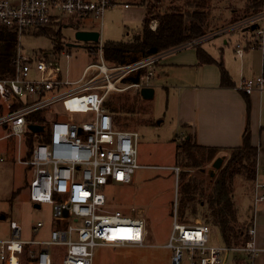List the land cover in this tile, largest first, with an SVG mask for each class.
<instances>
[{
	"label": "built area",
	"instance_id": "1",
	"mask_svg": "<svg viewBox=\"0 0 264 264\" xmlns=\"http://www.w3.org/2000/svg\"><path fill=\"white\" fill-rule=\"evenodd\" d=\"M120 5L117 0H0V26L18 34L14 75L0 78V110L7 111L0 116V127L9 130L0 140L19 138V161L34 169L29 198L33 204L52 205V221L45 237L24 238L23 226L10 221V236L0 238V264H92L98 246H147L144 216L106 209L103 186L111 181L132 182L141 166L140 134L115 123L113 113L104 105L109 93L127 89L117 87L127 73L149 68L138 83L129 84L140 91L150 86L155 64L168 54L233 32L243 33L234 48L238 57L250 48L261 50L264 58V0L255 14L129 65L110 66L100 39L96 42L99 60L88 64L74 81L64 77L58 60L34 58L21 46L26 30L60 25L67 16L101 19L108 8ZM123 6L129 8L130 4ZM236 87L246 94L263 92L264 68L256 76H243ZM45 109L48 122L43 131L34 132L37 140L31 155L23 159L22 137L33 124L27 116ZM171 168L179 175L180 167ZM263 202L264 181L256 176L252 225L243 245L214 242L210 224L200 216L180 219L176 204L168 241L163 245L172 251L171 264H255L262 250L256 239L255 216ZM45 225L37 221L31 228L33 235Z\"/></svg>",
	"mask_w": 264,
	"mask_h": 264
},
{
	"label": "rangeland",
	"instance_id": "2",
	"mask_svg": "<svg viewBox=\"0 0 264 264\" xmlns=\"http://www.w3.org/2000/svg\"><path fill=\"white\" fill-rule=\"evenodd\" d=\"M117 1L122 5L118 8H108L101 19L92 15L85 19L79 18L80 20L74 16H67L66 20L61 22L60 25H48L41 29L26 30L21 36V46L24 52L34 58L56 59L60 62L66 79L72 81L79 79L84 68L92 62H97L99 55L96 47H90V44L80 42L75 38L78 29L99 31L103 43L130 40L142 30L147 9L146 3L142 4L141 0ZM124 3H129L130 7L125 8ZM170 3V0H163L160 6L153 9L152 19H150L151 27L156 29L158 23L154 18V14L156 16V14L164 12ZM243 3L242 0H214L210 30L221 28L236 17L238 18L242 14ZM59 28L61 31L60 36H62L65 43L61 51H56L54 36H56L55 34ZM227 35L233 37L232 44L235 43L238 37L237 34ZM222 40L223 37L218 36L206 46L219 49L218 47L224 46ZM229 46L226 47V50L228 53L230 52V62L234 71L240 73L241 76L243 73L242 63L239 61L240 59H235L234 51L231 45ZM258 52L262 54L261 50ZM67 55H69V58ZM127 64H132L131 56L128 58ZM146 70L148 71L149 68H146ZM137 71L129 72L125 77L135 75ZM245 76L247 78L253 77L248 73ZM151 82L155 83L153 80ZM117 84V87L127 89L113 90L110 95L133 94L137 90L135 87L123 84L122 79ZM163 84L165 83L159 81L154 87V98H142L140 103L147 108L142 114L132 116L126 127L137 130L140 134L138 158L141 166L133 174L132 182L111 181L103 186V191L108 198L107 210H121L128 214L133 213L145 217L147 246H98L95 248L92 264H171L172 251L163 245L168 241L173 212L180 199V177L171 167H180L175 163V153L183 137L180 136V130L174 120L175 98L168 95ZM5 112L7 111L0 110V116ZM48 113L51 114L52 111L49 109ZM8 132V129L3 126L0 127V135ZM22 138L20 150L22 146L25 147L26 133ZM18 154L19 138L17 136H9L0 140V157L3 158L2 161L0 160V238L10 236L11 220H16L23 226L24 238H42L48 234L50 229L52 205L45 203L41 204L40 208L34 207L29 198V184L34 176V169L20 163ZM21 156L24 157L25 155L21 154ZM212 167V163L206 166L207 173H211L209 169ZM181 170H183L182 167H180ZM247 185L242 177H238L235 183V193L239 195V192L243 190L244 193L248 194ZM185 214V220L195 218V213L190 208L185 210ZM239 214L241 220H248L252 217V212L249 214L239 212ZM39 220L44 221L46 225L39 234L34 236L31 228ZM210 226L212 227L211 234L214 242L223 241L219 228Z\"/></svg>",
	"mask_w": 264,
	"mask_h": 264
},
{
	"label": "trees",
	"instance_id": "3",
	"mask_svg": "<svg viewBox=\"0 0 264 264\" xmlns=\"http://www.w3.org/2000/svg\"><path fill=\"white\" fill-rule=\"evenodd\" d=\"M141 2L146 3L147 8L142 30L130 40L108 41L103 44L104 57L110 66L129 65L127 60L130 56L133 64L139 59L180 46L212 30L210 28L214 0H170L171 3L164 12L156 16L154 14V18L158 21L156 29L151 27V14L153 15V9L160 6L163 0H141ZM242 3V14L230 23L259 12L263 6V0H242ZM60 32L59 28L54 36L56 51L64 48L65 42ZM97 43H93L90 47H96L97 51ZM17 48L18 34L0 26V78L14 75ZM196 48L200 64H217L220 67L223 86L236 85L222 60L212 57L202 44ZM146 74V68H141L135 75L124 77L122 82L127 85L138 83ZM109 95L104 105L113 113L115 123L119 127L126 128L132 116L142 114L147 108L140 103L143 97L139 90L133 94ZM248 105L250 106L249 102ZM27 121L45 126L48 122L47 111L32 112L27 116ZM247 125L243 144L227 149L225 154H221L223 150L218 147L197 144L191 135L183 138L175 153L176 165L183 168L179 173L180 218L185 220V210L190 208L195 213V217L200 216L206 223L219 228L223 242L229 245L245 244L249 239L248 231L252 225V217L241 220L235 202L236 179L242 177L247 182V190L250 192L257 176L258 146L253 143L252 131L249 123ZM35 138L34 132L30 130L26 132L28 147L26 158L31 155ZM41 140L45 141L46 138L43 137ZM219 156L223 157L220 169L216 170L214 175L207 173L206 166L213 164Z\"/></svg>",
	"mask_w": 264,
	"mask_h": 264
},
{
	"label": "crops",
	"instance_id": "4",
	"mask_svg": "<svg viewBox=\"0 0 264 264\" xmlns=\"http://www.w3.org/2000/svg\"><path fill=\"white\" fill-rule=\"evenodd\" d=\"M233 33L239 37L235 43L232 44L233 37L224 35L221 36L224 46L218 47L219 49L206 46L212 40L203 44V48L216 60L223 61L236 84L234 87L221 84V70L217 64L199 63L196 47H186L165 56L155 65L150 86L155 87L159 81L164 82L168 95L175 98L174 120L180 136L188 138L191 135L199 145L222 149L221 154L243 144V135L249 123L253 143L258 146L257 177L264 181V91L246 94L236 87L241 78L246 77V73L256 76L262 72L264 58L258 49L250 48H246L243 57H238L234 48L242 39L243 33ZM229 45L234 51L235 59H240L242 63L241 76L234 71L230 62V52L226 50ZM27 151L26 143L21 149V154L25 155L23 159H27ZM252 190L248 194L242 190L239 192L240 196L235 193L239 212H252ZM255 217L256 239L262 249L255 264H264V202Z\"/></svg>",
	"mask_w": 264,
	"mask_h": 264
},
{
	"label": "water",
	"instance_id": "5",
	"mask_svg": "<svg viewBox=\"0 0 264 264\" xmlns=\"http://www.w3.org/2000/svg\"><path fill=\"white\" fill-rule=\"evenodd\" d=\"M101 34L97 30H82L78 29L75 33V38L80 42H99ZM141 96L145 99H152L155 96V88L153 86H146L140 90ZM29 128L33 132L43 131L44 126L39 124H30ZM223 164V157L219 156L212 164V168H210L209 174L214 175L215 171L220 169ZM205 171V169H203ZM35 208H40L41 205L39 203L34 204ZM67 214V212H65ZM4 217V216H3Z\"/></svg>",
	"mask_w": 264,
	"mask_h": 264
},
{
	"label": "flooded vegetation",
	"instance_id": "6",
	"mask_svg": "<svg viewBox=\"0 0 264 264\" xmlns=\"http://www.w3.org/2000/svg\"><path fill=\"white\" fill-rule=\"evenodd\" d=\"M86 43H87L88 45L90 44V46L93 45V42H86Z\"/></svg>",
	"mask_w": 264,
	"mask_h": 264
}]
</instances>
